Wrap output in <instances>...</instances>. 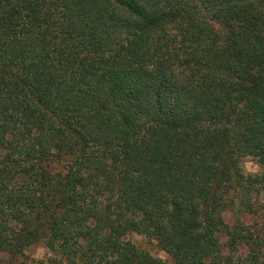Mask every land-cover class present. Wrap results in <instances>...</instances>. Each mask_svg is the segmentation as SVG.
Listing matches in <instances>:
<instances>
[{
	"label": "trees",
	"instance_id": "1",
	"mask_svg": "<svg viewBox=\"0 0 264 264\" xmlns=\"http://www.w3.org/2000/svg\"><path fill=\"white\" fill-rule=\"evenodd\" d=\"M257 187L264 0H0V264H264Z\"/></svg>",
	"mask_w": 264,
	"mask_h": 264
},
{
	"label": "rangeland",
	"instance_id": "2",
	"mask_svg": "<svg viewBox=\"0 0 264 264\" xmlns=\"http://www.w3.org/2000/svg\"><path fill=\"white\" fill-rule=\"evenodd\" d=\"M240 166L243 173L246 175L259 172V166L252 157L243 158ZM251 197L257 206L254 212L242 211L239 207L234 206L232 209H227L222 213L223 220L227 224H231L239 219L242 223L250 225L252 229L264 235V208H262V205H264V188L257 187L251 194ZM126 239L133 242L138 248L148 251L153 257L163 261L168 260L167 253L161 250L153 240L134 232L128 233ZM225 240L226 237L222 235L221 241L225 242ZM246 251V246H241L240 253L244 254ZM47 254H49V252L42 244L31 245L25 250V255L33 259H40Z\"/></svg>",
	"mask_w": 264,
	"mask_h": 264
}]
</instances>
